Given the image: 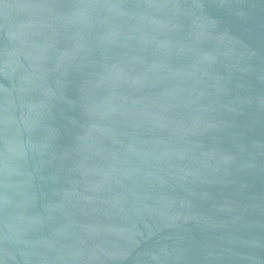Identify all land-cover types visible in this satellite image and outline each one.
Masks as SVG:
<instances>
[{
  "label": "water",
  "instance_id": "water-1",
  "mask_svg": "<svg viewBox=\"0 0 264 264\" xmlns=\"http://www.w3.org/2000/svg\"><path fill=\"white\" fill-rule=\"evenodd\" d=\"M0 264H264V0H0Z\"/></svg>",
  "mask_w": 264,
  "mask_h": 264
}]
</instances>
